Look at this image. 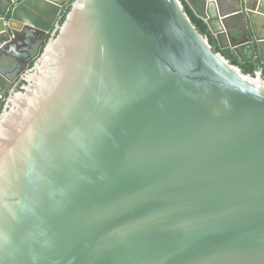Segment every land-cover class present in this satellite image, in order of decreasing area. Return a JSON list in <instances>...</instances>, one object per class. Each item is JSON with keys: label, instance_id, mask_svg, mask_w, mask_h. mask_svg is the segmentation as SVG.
<instances>
[{"label": "water", "instance_id": "obj_1", "mask_svg": "<svg viewBox=\"0 0 264 264\" xmlns=\"http://www.w3.org/2000/svg\"><path fill=\"white\" fill-rule=\"evenodd\" d=\"M69 2L0 0V264H264V79L183 3L253 58L264 0Z\"/></svg>", "mask_w": 264, "mask_h": 264}, {"label": "flooded vegetation", "instance_id": "obj_2", "mask_svg": "<svg viewBox=\"0 0 264 264\" xmlns=\"http://www.w3.org/2000/svg\"><path fill=\"white\" fill-rule=\"evenodd\" d=\"M71 2V0H70ZM70 2L68 3V5H66V8H63L61 13H60V19L62 17V15L66 12V10L68 9V6L70 4ZM9 17H6V20H8ZM40 34H38V36L34 33V32H30L28 30L25 29H21L18 32L17 38H16V42L15 44H12L10 46L7 47V49L5 50L4 54L0 53V61L3 58H12L11 56V50L10 47L11 46H15V50L20 49L21 52L23 53V56H25L26 58V70H24L23 74H17L15 76L14 79H10L12 80V85H15L14 89L15 91L20 90L23 86H24V82H25V74L28 72V66L30 65L31 62L34 63L35 59L38 57V49L40 48L43 40L41 39ZM47 37V36H46ZM45 37V38H46ZM231 38L234 42V44L236 43V37L234 34H231ZM37 43V47L35 49V53L31 56L30 55V51H29V46L34 45ZM230 48H226L223 49L221 51L227 50ZM232 50V49H231ZM255 50H256V55L252 58L250 57L249 54H247V56L241 52H237V51H233L235 53V55H237L239 61L241 64L243 65H248V67L250 68L251 74L250 75H257L260 74V76L264 79V47L261 48L260 53L257 49V47L255 46ZM247 60V61H246ZM13 62H17L16 58H14ZM3 74H5L2 71ZM22 76H24L23 78H21ZM9 79V78H8ZM11 96V94L9 93L8 96L6 97V100L8 99V97ZM5 102V101H4ZM3 102V103H4Z\"/></svg>", "mask_w": 264, "mask_h": 264}, {"label": "trees", "instance_id": "obj_3", "mask_svg": "<svg viewBox=\"0 0 264 264\" xmlns=\"http://www.w3.org/2000/svg\"><path fill=\"white\" fill-rule=\"evenodd\" d=\"M72 1V0H71ZM184 3L185 6V10L186 13L188 14L192 24L194 25V27L196 28V30L204 37H207L209 44L211 45L212 49L215 52H219L226 60L229 61L230 64L237 66L238 68H240L242 70V72L244 74H251L250 68L248 67V65H243L240 63L237 55H235V53L231 50V49H227L224 51L219 50L215 39L212 37V35L210 34V32L208 31V28L206 26V24L199 18H197L192 12L191 10L187 7V5ZM68 9L66 10V12L62 15L61 17V21L63 20L65 14L67 13ZM46 39H48V35L46 37ZM33 65V62L30 63V65L28 66V69H31ZM3 108V104L0 105V113L2 111Z\"/></svg>", "mask_w": 264, "mask_h": 264}, {"label": "rangeland", "instance_id": "obj_4", "mask_svg": "<svg viewBox=\"0 0 264 264\" xmlns=\"http://www.w3.org/2000/svg\"><path fill=\"white\" fill-rule=\"evenodd\" d=\"M37 48V43L29 46L30 55L32 56L35 49ZM12 58H3L0 61V72H4L9 79H14L17 74H23L26 70V58L20 49L15 50V46L10 47ZM16 58L17 62H13Z\"/></svg>", "mask_w": 264, "mask_h": 264}, {"label": "crops", "instance_id": "obj_5", "mask_svg": "<svg viewBox=\"0 0 264 264\" xmlns=\"http://www.w3.org/2000/svg\"><path fill=\"white\" fill-rule=\"evenodd\" d=\"M36 35L38 36V34H36ZM39 37H41V36H39ZM37 49H38V47H37ZM35 52H36V51H34V53H35ZM34 53H33V54H34Z\"/></svg>", "mask_w": 264, "mask_h": 264}]
</instances>
